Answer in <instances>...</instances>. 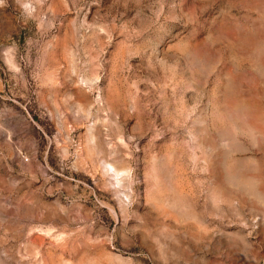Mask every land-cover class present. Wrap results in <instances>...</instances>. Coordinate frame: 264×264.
Masks as SVG:
<instances>
[{"label": "rangeland", "instance_id": "obj_1", "mask_svg": "<svg viewBox=\"0 0 264 264\" xmlns=\"http://www.w3.org/2000/svg\"><path fill=\"white\" fill-rule=\"evenodd\" d=\"M0 264H264V0H0Z\"/></svg>", "mask_w": 264, "mask_h": 264}]
</instances>
